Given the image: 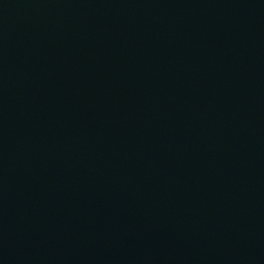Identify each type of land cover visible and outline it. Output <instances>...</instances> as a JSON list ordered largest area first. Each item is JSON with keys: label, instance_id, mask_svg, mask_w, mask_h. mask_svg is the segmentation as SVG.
<instances>
[{"label": "water", "instance_id": "water-1", "mask_svg": "<svg viewBox=\"0 0 264 264\" xmlns=\"http://www.w3.org/2000/svg\"><path fill=\"white\" fill-rule=\"evenodd\" d=\"M0 264H264V0H0Z\"/></svg>", "mask_w": 264, "mask_h": 264}]
</instances>
